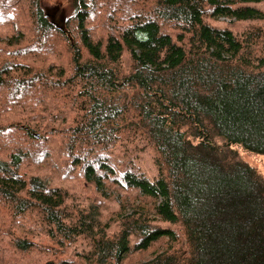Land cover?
Returning a JSON list of instances; mask_svg holds the SVG:
<instances>
[{"label":"trees","instance_id":"1","mask_svg":"<svg viewBox=\"0 0 264 264\" xmlns=\"http://www.w3.org/2000/svg\"><path fill=\"white\" fill-rule=\"evenodd\" d=\"M42 1L0 0V264H264V0Z\"/></svg>","mask_w":264,"mask_h":264},{"label":"rangeland","instance_id":"2","mask_svg":"<svg viewBox=\"0 0 264 264\" xmlns=\"http://www.w3.org/2000/svg\"><path fill=\"white\" fill-rule=\"evenodd\" d=\"M42 7L46 14L58 26H64L69 18L72 8L68 0H43ZM225 20V19H223ZM242 156L253 166L258 167L264 173V159L263 157L241 150ZM153 173V172H152ZM153 176V175H152ZM156 247L155 249H157ZM159 248L157 249V251ZM149 259V257H148Z\"/></svg>","mask_w":264,"mask_h":264}]
</instances>
